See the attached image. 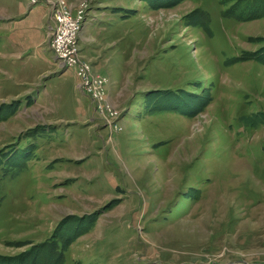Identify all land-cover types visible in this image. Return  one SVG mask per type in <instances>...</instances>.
I'll list each match as a JSON object with an SVG mask.
<instances>
[{
	"label": "rangeland",
	"instance_id": "1",
	"mask_svg": "<svg viewBox=\"0 0 264 264\" xmlns=\"http://www.w3.org/2000/svg\"><path fill=\"white\" fill-rule=\"evenodd\" d=\"M64 1L112 112L0 27V264H264V0Z\"/></svg>",
	"mask_w": 264,
	"mask_h": 264
},
{
	"label": "built area",
	"instance_id": "2",
	"mask_svg": "<svg viewBox=\"0 0 264 264\" xmlns=\"http://www.w3.org/2000/svg\"><path fill=\"white\" fill-rule=\"evenodd\" d=\"M27 3L28 6L39 3L45 5L48 19L54 22L48 29L47 48L61 69L73 71L77 78V90L88 98L95 115L99 118L106 112L111 113L104 97L107 78L93 76L91 66L80 60L77 50L88 6L82 4L78 9L72 10L64 0H27Z\"/></svg>",
	"mask_w": 264,
	"mask_h": 264
},
{
	"label": "crops",
	"instance_id": "3",
	"mask_svg": "<svg viewBox=\"0 0 264 264\" xmlns=\"http://www.w3.org/2000/svg\"><path fill=\"white\" fill-rule=\"evenodd\" d=\"M68 1L70 2V4L76 5V0H68ZM25 2H26V4L23 7V8H25L24 10H18L17 12H14V13L11 11L10 12L6 11V10L3 13H1V11H0V20L3 21L2 22L3 24H0V27L3 26V29H5V31L11 32V31H16L20 26H22V28H24V29H25V27H28L26 29V31L32 29V26H35L37 29L42 31V36L44 37V43H45L44 47H45V50L48 52L47 56L49 59H47V60L58 65L57 61L53 58L51 51H49L47 48L48 29L50 26L54 25V22L50 21L48 18H46V19L41 18L39 20V24L34 25L33 23L35 21H34L33 15H32L33 11L35 9H39V8H43L45 10H47V9L45 8V5L42 3H39L38 5H35V6H28L27 0H25ZM93 12L94 11L89 10V13L86 15V18L84 20L85 23H84L83 29L80 33V38H79V42H78V46H79L78 48L80 51H82L83 45H87V44H89L90 41L93 40L92 39L93 36L89 35V33L93 34L94 29L96 28L95 26L97 24V21H99L98 18L96 20V18L93 16V14H92ZM44 16L46 17L47 15L44 14ZM100 22H101V20H100ZM102 23H104V22H102ZM22 47H23V45L20 46V49H23ZM23 51H25V50H23ZM84 52L85 51L83 50L81 52V54H82V56L85 57L86 54ZM86 57L93 58L92 56H90V57L86 56ZM76 85H77V83H76ZM38 94H39V92H38ZM87 105H88V103H85L86 110H85V114L82 115V119L85 118V116H88L91 112L90 109H88Z\"/></svg>",
	"mask_w": 264,
	"mask_h": 264
},
{
	"label": "trees",
	"instance_id": "4",
	"mask_svg": "<svg viewBox=\"0 0 264 264\" xmlns=\"http://www.w3.org/2000/svg\"><path fill=\"white\" fill-rule=\"evenodd\" d=\"M30 264H32V263H30Z\"/></svg>",
	"mask_w": 264,
	"mask_h": 264
}]
</instances>
